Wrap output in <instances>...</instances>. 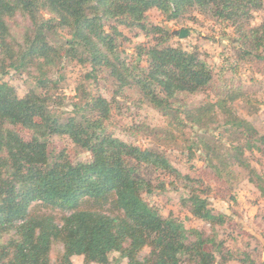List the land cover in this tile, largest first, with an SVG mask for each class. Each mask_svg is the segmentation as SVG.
Listing matches in <instances>:
<instances>
[{
	"label": "trees",
	"instance_id": "1",
	"mask_svg": "<svg viewBox=\"0 0 264 264\" xmlns=\"http://www.w3.org/2000/svg\"><path fill=\"white\" fill-rule=\"evenodd\" d=\"M263 7L264 0H0V264H73L75 255L97 264H264L251 251L227 247L215 229L227 216L215 212L164 151L108 131L112 105L104 95L80 83L66 111L62 89L66 60L88 67L87 80L107 71L120 90L134 88L162 113L167 124L156 131L173 136L197 128L189 148L228 180L239 168L264 197V172L253 164L257 153L264 158V133L234 107L255 100L242 88L199 104L179 99L208 89L213 68L199 48L172 44V33L147 19L152 8L176 22L204 14L232 27L236 56L254 62L264 60V24L252 22ZM119 26L151 37L137 47L146 66L122 54ZM12 69L31 78L23 95L4 79ZM54 136L68 137L90 157L51 150ZM158 172L188 179L183 202L210 233L186 228L147 201L146 194L165 187L156 183ZM47 210L63 215L58 221Z\"/></svg>",
	"mask_w": 264,
	"mask_h": 264
},
{
	"label": "rangeland",
	"instance_id": "2",
	"mask_svg": "<svg viewBox=\"0 0 264 264\" xmlns=\"http://www.w3.org/2000/svg\"><path fill=\"white\" fill-rule=\"evenodd\" d=\"M196 18L180 22L168 21L157 8L147 12L150 24L169 26L173 34L170 42L186 49L197 47L205 59L212 66L214 78L205 91L196 94H182V101L189 104H199L205 101H215L221 90L226 88H242L255 100V106H249L243 101L234 104L237 112L251 121L260 132L264 133V60L245 62L236 56V33L232 27L224 28L214 19L195 12ZM253 24H264V7L254 12ZM123 35L119 40V48L129 61L140 62L146 66L145 57L137 52L139 45L148 44L151 37L145 35L138 28L119 26ZM90 69L77 61H65L62 67L63 92L66 95L64 110L71 111L72 103L76 99L77 86L86 83L89 90L104 95L112 105V116L107 122L108 131L118 138L140 147H157L164 151L172 165L183 176L194 179L193 185L207 196L210 206L215 212L227 216L226 223L215 227L218 236L225 240L226 245L233 251H251L254 257L264 261V197L259 190L248 180L247 176L237 170V178L228 180L218 175L202 159L201 153L190 149V140L195 139L196 131L187 128L184 132L175 131L173 136L160 134L155 129L164 127L167 122L162 113L144 102L134 88L126 87L120 90L114 80L103 70L95 80H87L85 75ZM13 84L19 95H23L31 86V78L26 73L10 70L4 77ZM254 111V112H252ZM25 137L30 132L18 127ZM50 149L53 151L67 150L74 160H86L90 154L77 147L68 137L54 136L51 138ZM253 164L264 172V158L256 154ZM260 160V161H259ZM156 183L163 181L164 188H156L151 194H146L147 201L156 206L165 215H173L182 221L188 229H198L211 232L212 228L206 222L195 218L183 202L189 193L188 179L156 173ZM201 181L203 184L197 181ZM209 189V190H207ZM208 191V193H206ZM53 213L59 221L63 215L58 210H47ZM149 251V249H147ZM112 253L111 258L118 257ZM73 264L85 263L82 255L72 257ZM121 264H126L123 260ZM226 264H241L232 260Z\"/></svg>",
	"mask_w": 264,
	"mask_h": 264
},
{
	"label": "water",
	"instance_id": "3",
	"mask_svg": "<svg viewBox=\"0 0 264 264\" xmlns=\"http://www.w3.org/2000/svg\"><path fill=\"white\" fill-rule=\"evenodd\" d=\"M165 29H166L167 31H171V29H170L169 26H167V25L165 26ZM172 33H173V34H176L175 31H172Z\"/></svg>",
	"mask_w": 264,
	"mask_h": 264
}]
</instances>
